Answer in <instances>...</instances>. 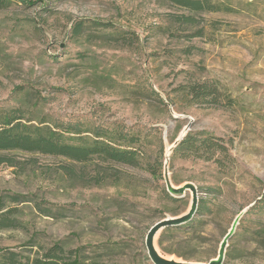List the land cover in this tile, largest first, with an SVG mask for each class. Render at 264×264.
Wrapping results in <instances>:
<instances>
[{"label":"rangeland","instance_id":"rangeland-1","mask_svg":"<svg viewBox=\"0 0 264 264\" xmlns=\"http://www.w3.org/2000/svg\"><path fill=\"white\" fill-rule=\"evenodd\" d=\"M31 1L0 9V111L21 107L27 119L53 123H122L141 135L144 158L132 167L3 152L16 166L0 168V199L19 209L21 225L0 232V248L21 251L34 238L46 248L56 242L79 248L89 259L153 264L150 229L184 214L194 197L189 190L171 200L169 179L177 187L193 185L196 199L212 211L195 216L203 220L197 230L174 231L165 244L191 260L163 252L165 229L156 239L163 256L210 262L235 220L254 205L230 238L236 249L224 264H264V248L253 242L264 226V0H210L233 9L222 12H190L168 0ZM81 21L84 35L73 38V24ZM118 32L131 33L133 42ZM194 81L217 82L234 105H190L176 90ZM188 123L191 131L230 142L233 161L222 169L174 150L169 160L168 146ZM149 163L161 177L152 176ZM11 194L31 202L12 204Z\"/></svg>","mask_w":264,"mask_h":264},{"label":"trees","instance_id":"trees-1","mask_svg":"<svg viewBox=\"0 0 264 264\" xmlns=\"http://www.w3.org/2000/svg\"><path fill=\"white\" fill-rule=\"evenodd\" d=\"M13 0H0V9L8 7ZM24 5L32 4L31 0H18ZM174 5H178L190 12H222L233 11L229 6L215 5L210 0H168ZM188 23L194 24L193 17L184 19ZM72 37L84 35L85 22L73 24ZM105 25V24H103ZM118 32L117 37L127 44L133 42L132 34ZM202 33L193 34L201 36ZM176 92L185 96L190 105H201L207 108H225L234 105L235 100L220 88L215 81H194L180 85ZM165 105V103L162 101ZM169 104H173L169 100ZM21 107L2 109L0 111V168L3 166L15 167L13 159L4 154L8 151H22L29 154H40L44 156L64 157L76 164H88L100 160L103 162H114L138 167L144 158V142L138 133L132 132L124 124L113 123L106 125H88L81 121H62L53 123L48 120L37 121L27 119ZM230 142L216 136L208 131H190L181 143L174 148L173 153L186 159H203L214 161L219 168H226L228 161H233L230 154ZM3 153V154H2ZM149 172L152 176H160L157 166L149 163ZM69 176H73L71 169H65ZM104 181H97L102 184ZM173 201L179 198L169 194ZM12 204L20 205L31 202V196L24 194H11L8 196ZM264 198V196L262 197ZM264 202V200L262 201ZM44 203H35V208L49 215V209L44 207ZM254 206V205H253ZM252 206V207H253ZM212 210L209 208L207 200L199 199L195 212L197 215H205ZM19 209L17 207H7L4 198L0 199V232L9 229H18L21 222L17 218ZM193 217L184 224L167 227L159 238V246L167 254H176L184 260H191L193 257L182 254L172 244H169L170 234L180 230H197L202 224L200 218ZM191 232V231H190ZM253 241L259 247L264 248V226L254 233ZM173 243V241H172ZM25 249L18 251L13 248H0V264H119L115 262H104L98 259L86 258L85 252L81 249H64L61 243H53L46 248L33 238L25 244ZM236 246L230 244L225 258L232 257Z\"/></svg>","mask_w":264,"mask_h":264},{"label":"water","instance_id":"water-1","mask_svg":"<svg viewBox=\"0 0 264 264\" xmlns=\"http://www.w3.org/2000/svg\"><path fill=\"white\" fill-rule=\"evenodd\" d=\"M185 132L183 134H180L179 137L175 140L176 142L171 145L170 148H168V154L167 157L170 160V153L174 150L175 147H177L180 143L181 140L192 130V125L191 123H188L186 125V127L184 128ZM172 183L169 179L167 181V186H169V184ZM191 190L194 194L195 197V208L192 211H186L184 212V214H182L181 216H170L155 223L154 226L150 229V232L147 236V240H146V246L148 248V256L150 258V260L153 262V264H224L225 263V256H226V252L229 245V240L230 238L234 235V233L237 230V226L241 220V218L244 216L245 212L250 209L253 205L249 206L248 208H246L245 210H243L242 214L235 220V222L233 223V225L231 226V229L229 230V233L225 236L223 242L221 243V247L220 250L218 252L217 257H215V259L211 260L208 263H196V262H189V261H182L180 260L179 262H175V261H170L167 262L165 260H162L157 253L154 251L153 246L151 244L152 239L155 238V236L157 235V237L160 235V233L166 229L169 226H177V225H181L184 224V222H187L189 220H191L195 215V212L197 210L198 207V203L199 200L196 199V197L198 196V192L197 190L193 187V185H189V184H185L183 189L180 190V194L179 195H175L171 192L170 190V186L168 191L176 198H182L184 196V194Z\"/></svg>","mask_w":264,"mask_h":264},{"label":"bare ground","instance_id":"bare-ground-1","mask_svg":"<svg viewBox=\"0 0 264 264\" xmlns=\"http://www.w3.org/2000/svg\"><path fill=\"white\" fill-rule=\"evenodd\" d=\"M184 132H185V130H183V131L181 132V134H183ZM170 147H171V145L168 146V148H170ZM169 186H170V190H171V192H172L173 194H175V195H179V194H180V190H182L183 187H184V185L181 186V187H177V186H175V185L172 184V183H170ZM192 200H193V201L191 202V205H190L188 211H192V210L195 208V202H196L195 197H193ZM156 239H157V235L155 236L154 239H152L151 244H152V246H153L154 251L157 253V255H158L162 260H165V261H167V262H170V261L179 262V261H180V260H178L176 257H170V258H169V257H165V256H163V255L160 253V251H159V249H158V246H156Z\"/></svg>","mask_w":264,"mask_h":264}]
</instances>
